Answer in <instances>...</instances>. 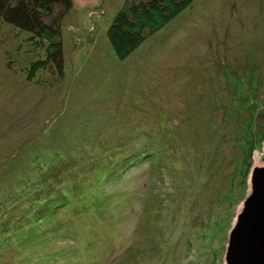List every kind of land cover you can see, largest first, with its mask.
<instances>
[{
    "label": "rangeland",
    "instance_id": "obj_1",
    "mask_svg": "<svg viewBox=\"0 0 264 264\" xmlns=\"http://www.w3.org/2000/svg\"><path fill=\"white\" fill-rule=\"evenodd\" d=\"M125 2L73 0L59 81L47 70L28 81L43 51L0 22V238L36 199L63 202L67 175H38L56 152L98 164L111 146L151 141L155 159L110 180L77 166L88 204L58 208L44 224H54L50 244L31 258L64 250L68 264H224L251 167L264 165V0H194L121 61L106 31ZM4 250L0 264H22Z\"/></svg>",
    "mask_w": 264,
    "mask_h": 264
},
{
    "label": "trees",
    "instance_id": "obj_2",
    "mask_svg": "<svg viewBox=\"0 0 264 264\" xmlns=\"http://www.w3.org/2000/svg\"><path fill=\"white\" fill-rule=\"evenodd\" d=\"M193 1L126 0L123 7L115 14L106 31L108 42L115 56L121 61L128 58L149 37L163 29L190 7ZM72 7L73 0H0V22L16 30L17 35L25 34L27 44L43 51L40 60L29 64L26 70L28 81L34 79L41 70L49 71V74H52L57 81L63 78L64 59L61 25L62 20ZM165 143L161 144L163 149L169 146ZM144 146V149L136 148L132 151L126 147L116 148L111 146V157L98 164H91L90 161L83 162L85 160L82 161L84 164L82 162L78 164L76 159L68 158L66 153L56 152L54 154L55 161L57 160L56 164L53 163L51 166L42 165L41 169L44 170H40L41 172L38 175L42 179H45V176H50V179L53 178L49 181L57 180L58 175H67L65 186L59 184L62 185V189L66 190V193L61 191L58 194L63 202L61 204H49L50 202L44 203L46 201L41 202L36 199L35 201L38 204H34L35 207L23 208L17 213L18 215L15 214L16 216L14 215V218L9 221L14 228L10 229L8 227L7 237L0 238V257L2 252L5 253L6 251L4 248H7L17 251L19 263L34 264L36 259L31 257L37 253L38 249L47 247L51 242V239L44 235L54 228V224L44 225L48 223V219L55 215L58 208H67L71 205L70 203L88 204L85 200L89 198L86 197L89 191L83 193L84 189L89 187L87 177L85 179L72 177L74 169L77 166L81 167V164L83 171L91 167L96 168L97 173L94 174L96 179L107 181L117 176L123 168H129L132 164H138L150 158L155 159L156 150L152 149V142L148 141L144 143ZM62 182L63 180L60 183ZM53 183H56V181ZM100 187L103 189V184ZM49 195V200L52 201L53 194ZM43 204L44 206H41ZM68 234L66 235L73 237ZM27 244H30L35 251L25 255L24 249L30 247ZM68 256H66L64 250L54 254L43 252V255L37 260L41 262L42 259L47 258L49 264H51L50 261L55 262L54 264H68L71 262Z\"/></svg>",
    "mask_w": 264,
    "mask_h": 264
},
{
    "label": "water",
    "instance_id": "obj_3",
    "mask_svg": "<svg viewBox=\"0 0 264 264\" xmlns=\"http://www.w3.org/2000/svg\"><path fill=\"white\" fill-rule=\"evenodd\" d=\"M247 185L227 235L224 264H264V165L253 164Z\"/></svg>",
    "mask_w": 264,
    "mask_h": 264
},
{
    "label": "bare ground",
    "instance_id": "obj_4",
    "mask_svg": "<svg viewBox=\"0 0 264 264\" xmlns=\"http://www.w3.org/2000/svg\"><path fill=\"white\" fill-rule=\"evenodd\" d=\"M257 156H255V158H256ZM259 157H257V159H258ZM254 165H256V164H254Z\"/></svg>",
    "mask_w": 264,
    "mask_h": 264
}]
</instances>
